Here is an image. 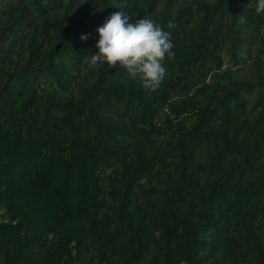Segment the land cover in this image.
<instances>
[{
	"label": "trees",
	"instance_id": "trees-1",
	"mask_svg": "<svg viewBox=\"0 0 264 264\" xmlns=\"http://www.w3.org/2000/svg\"><path fill=\"white\" fill-rule=\"evenodd\" d=\"M256 3L0 0V264H264ZM116 11L171 33L155 90L85 63Z\"/></svg>",
	"mask_w": 264,
	"mask_h": 264
},
{
	"label": "clouds",
	"instance_id": "clouds-1",
	"mask_svg": "<svg viewBox=\"0 0 264 264\" xmlns=\"http://www.w3.org/2000/svg\"><path fill=\"white\" fill-rule=\"evenodd\" d=\"M255 12L264 14V0H257ZM167 27H174L169 21ZM96 52L88 51L92 67L123 68L133 79H139L143 88L155 90L166 76L165 59L175 54L171 33L148 17L135 21L122 12L112 13L97 28ZM87 41L88 35H81Z\"/></svg>",
	"mask_w": 264,
	"mask_h": 264
},
{
	"label": "rangeland",
	"instance_id": "rangeland-1",
	"mask_svg": "<svg viewBox=\"0 0 264 264\" xmlns=\"http://www.w3.org/2000/svg\"><path fill=\"white\" fill-rule=\"evenodd\" d=\"M203 1H210V0H180V7H183L185 5L188 4H192L195 5L198 2H203ZM78 13L73 12L71 15H69L66 18V22L67 23H75L78 20ZM92 34L94 35V31H92ZM95 40H98V37L93 36L92 41L94 42ZM97 50L95 48V45L91 48V52L95 53ZM89 56V55H88ZM88 62V57L85 61V63ZM92 66H90L89 64V68H91ZM257 66L255 65V61L250 62V65L247 67H243V72L241 74V78L243 80H249V81H253L256 77H257Z\"/></svg>",
	"mask_w": 264,
	"mask_h": 264
},
{
	"label": "built area",
	"instance_id": "built-area-1",
	"mask_svg": "<svg viewBox=\"0 0 264 264\" xmlns=\"http://www.w3.org/2000/svg\"><path fill=\"white\" fill-rule=\"evenodd\" d=\"M3 214V211L2 210H0V215H2Z\"/></svg>",
	"mask_w": 264,
	"mask_h": 264
}]
</instances>
